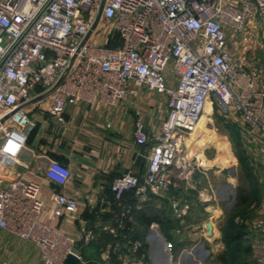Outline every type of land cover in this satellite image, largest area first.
<instances>
[{
    "label": "built area",
    "instance_id": "built-area-1",
    "mask_svg": "<svg viewBox=\"0 0 264 264\" xmlns=\"http://www.w3.org/2000/svg\"><path fill=\"white\" fill-rule=\"evenodd\" d=\"M257 22L264 29V0H0V237L34 244L38 264H64L69 253L87 264L76 240L42 219L48 208L74 217L77 200L56 192L49 204L40 184L6 177L35 126L30 106L65 124L69 105L113 108L142 88L167 96L159 132L136 119L137 141L150 146L147 172L115 178L117 202L129 192L145 202L168 187L190 160L188 140L208 102L213 113L238 112L264 138V72L235 56L258 40ZM45 176L66 185L73 173L48 158ZM172 206L176 217L189 207Z\"/></svg>",
    "mask_w": 264,
    "mask_h": 264
},
{
    "label": "rangeland",
    "instance_id": "rangeland-1",
    "mask_svg": "<svg viewBox=\"0 0 264 264\" xmlns=\"http://www.w3.org/2000/svg\"><path fill=\"white\" fill-rule=\"evenodd\" d=\"M256 33L258 40L249 45V49L236 47L235 56L259 66L264 72V29L258 25ZM165 100V94L157 95L158 105L163 107ZM195 131L193 139L188 141L189 162L173 176L166 189L155 195V207L147 210L143 218L131 209L114 217L112 222L121 226L116 225L109 231L112 241L103 248L102 259L99 255L100 259L92 264H128L123 260H133L137 255H141L140 260L147 258L149 264H224L220 259L226 250L223 238L232 217L235 223L242 225L252 251L248 254L246 242L242 243L237 264H264L262 233L259 229L250 231L251 224L253 227V223L261 218L264 221L262 134L238 112L232 111L225 116L217 110L213 113L211 106ZM217 146L231 148L237 158L234 166L214 163L213 158L219 153ZM199 150L204 151L205 157H197ZM233 175L235 179L231 178ZM202 192L212 194L210 204L204 202ZM242 193L249 196V201L240 205ZM175 201L180 207L189 206L182 217H176L174 213L172 205ZM215 210L220 212L217 218L212 215ZM152 220L158 227L152 228L151 234L139 229L140 224L144 227V222ZM170 223L175 225L168 229ZM208 223L212 224L211 228ZM137 233L145 237L140 248L133 245ZM82 243L75 244L74 250L86 260L96 258L95 248L91 251ZM39 260L40 252L31 242L9 234L0 237V264H38Z\"/></svg>",
    "mask_w": 264,
    "mask_h": 264
},
{
    "label": "crops",
    "instance_id": "crops-1",
    "mask_svg": "<svg viewBox=\"0 0 264 264\" xmlns=\"http://www.w3.org/2000/svg\"><path fill=\"white\" fill-rule=\"evenodd\" d=\"M156 94L158 95L152 90L142 88L137 98H127L118 106L107 109L96 103L69 105L64 115L65 124L45 111L32 106L29 108V115L35 121V126L29 133L27 148L6 172V177L10 179L21 176L40 184L41 195L49 204L56 192L66 193L77 200L78 209L74 217L56 219L52 209L48 208L42 219L63 234L74 238L76 244L83 242V246L91 251L95 248L96 258L88 257L86 260L83 257L87 263H96L100 259L99 255L102 259L103 249L101 247L100 252L99 246L105 241L102 239L103 234L113 231L116 225L121 226L112 222L114 217L131 209L143 218L147 210L155 207L156 196L153 194L142 204L132 199L130 193L126 194L122 202H117L111 191V184L115 178L130 170L140 176L147 172L150 146L137 141L135 122L140 116L149 132L160 131L167 110V100L163 107L158 105ZM108 122L111 123L110 127L107 126ZM217 149L219 153L213 158L214 163L231 167L236 164L237 158L229 146H217ZM197 157H205L204 151L199 150ZM48 158L59 160L72 169L73 176L66 185H59L45 176ZM234 176L231 178L235 179ZM6 184L7 181L0 183L2 186ZM202 194L204 202L210 204L213 200L212 194ZM219 214L215 210L212 215L217 218ZM151 223H154L153 220L144 222V227L140 224L139 229L149 233L152 231ZM83 228L91 235L88 242L81 239L80 231ZM258 229L264 239L262 218L253 223V227L250 225V231L256 232ZM138 239L144 240L145 237ZM140 256L123 261L128 264H149L147 258L140 260Z\"/></svg>",
    "mask_w": 264,
    "mask_h": 264
},
{
    "label": "trees",
    "instance_id": "trees-1",
    "mask_svg": "<svg viewBox=\"0 0 264 264\" xmlns=\"http://www.w3.org/2000/svg\"><path fill=\"white\" fill-rule=\"evenodd\" d=\"M129 193L131 195V198L133 199V197H132L133 192H129ZM248 201H249V196L244 195L241 197L239 204L240 205L246 204V203H248ZM171 223H172V221H171ZM171 223L167 226L168 229H171L175 225V223L174 224H171ZM242 232H243L242 231V225L235 223L234 217L230 218L228 221L227 228L225 230L224 238H223V241L226 245V250H225L223 256L220 258L224 264H237L238 263V261H237L239 259L238 253H240L242 251L241 245H242V243L246 242V238L244 237V234H246V232L245 233L244 232L242 233ZM138 238L143 239L144 234L141 235V233H137V235H135L134 239H138ZM102 239L105 241L103 244H100L99 249H101V247H102V249L103 248L105 249L106 245L108 243H110V241H112V240H110L111 235H109V233L103 234ZM245 245H246L245 251L248 254H251L252 251L250 250V247H251L250 244H247V242H246ZM244 264H247V263H244Z\"/></svg>",
    "mask_w": 264,
    "mask_h": 264
},
{
    "label": "water",
    "instance_id": "water-1",
    "mask_svg": "<svg viewBox=\"0 0 264 264\" xmlns=\"http://www.w3.org/2000/svg\"><path fill=\"white\" fill-rule=\"evenodd\" d=\"M208 225H209V228H211V224L208 223ZM81 263H82V259L80 258V256H78L75 253H69L64 261V264H81Z\"/></svg>",
    "mask_w": 264,
    "mask_h": 264
},
{
    "label": "bare ground",
    "instance_id": "bare-ground-1",
    "mask_svg": "<svg viewBox=\"0 0 264 264\" xmlns=\"http://www.w3.org/2000/svg\"><path fill=\"white\" fill-rule=\"evenodd\" d=\"M209 106H211V103H210V102L207 103L205 112L207 111V109H208ZM204 114H205V113H204ZM202 118H203V117H202ZM202 118H201V119H202ZM200 121H201V120H200ZM199 123H200V122H199ZM198 125H199V124H198ZM195 134H196V131L194 132V135H195ZM194 135H193V136H194ZM188 141H189V140H188Z\"/></svg>",
    "mask_w": 264,
    "mask_h": 264
}]
</instances>
